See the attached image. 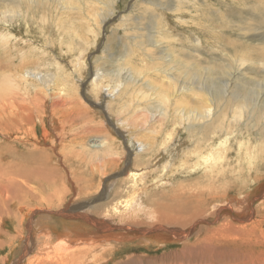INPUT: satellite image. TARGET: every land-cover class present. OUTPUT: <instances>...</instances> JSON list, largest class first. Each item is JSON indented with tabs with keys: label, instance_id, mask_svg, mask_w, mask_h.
<instances>
[{
	"label": "rangeland",
	"instance_id": "374dc122",
	"mask_svg": "<svg viewBox=\"0 0 264 264\" xmlns=\"http://www.w3.org/2000/svg\"><path fill=\"white\" fill-rule=\"evenodd\" d=\"M169 72L186 112L161 110ZM209 102L220 127L189 128ZM263 182L264 0H0V264H264ZM92 215L126 239L58 260L65 226L105 234Z\"/></svg>",
	"mask_w": 264,
	"mask_h": 264
},
{
	"label": "bare ground",
	"instance_id": "6f19581e",
	"mask_svg": "<svg viewBox=\"0 0 264 264\" xmlns=\"http://www.w3.org/2000/svg\"><path fill=\"white\" fill-rule=\"evenodd\" d=\"M160 22V21H159ZM161 25V24H160ZM156 39V38H155ZM82 55V54H81ZM81 57V56H80ZM169 61V60H168ZM169 64V63H168ZM96 69H98V68H96ZM94 70V69H93ZM100 70V69H99ZM159 71H160V69H159ZM161 71H163V70H161ZM167 71V70H166ZM165 72V71H164ZM24 73H26V72H24L23 70H21L20 72H17V74L20 76V78L22 77V75L24 74ZM101 73V72H100ZM100 73H98V71H95L94 72V75H93V77H92V79H91V81L92 82H96V80H98V77H101V74ZM160 73V72H159ZM27 74V73H26ZM163 74V73H162ZM36 75V74H35ZM34 75V76H35ZM28 76H29V72H28ZM165 77V76H164ZM40 78V77H39ZM104 78V77H103ZM166 78V77H165ZM101 79V78H100ZM20 80V79H19ZM160 80V79H159ZM99 81V80H98ZM97 81V82H98ZM160 82H162L163 84H161V85H163L164 87H166L167 88V90L163 87V86H161L160 88H161V90H159L160 88H159V86H158V88H156L157 89V91H159V94L161 95V98L159 97L158 98V101H160V102H162L163 104H164V108H162L161 110L164 112L163 114H166L167 113V110L168 109H173V110H181V106L183 105V111H185V106H184V104L190 99H188L187 97H186V95H188V91H192V84L190 83V84H187L186 82H184V84L183 85H181V86H179L178 85V87H177V83H176V80L175 79H173L172 78V73L171 72H169L168 74H167V78L165 79V81H163V79L162 80H160ZM159 82V83H160ZM150 83V82H149ZM158 83V84H159ZM202 83V82H201ZM225 85H230L229 84V81L228 80H226L225 82ZM98 84V83H97ZM154 84H156V83H154ZM119 85V84H118ZM97 86V85H96ZM148 86H149V84H148ZM153 86V85H152ZM225 87V86H224ZM152 88V87H151ZM228 89V88H227ZM199 90H201V91H206L204 88L202 89H200L199 88ZM109 91V90H108ZM109 93V95L111 96L112 95V93H111V90L109 91V92H107V94ZM158 94V93H157ZM181 94V95H180ZM153 95V94H152ZM152 95H151V97H152ZM180 95V96H179ZM156 96V95H155ZM208 96V95H207ZM149 97V96H148ZM176 97H179V100H178V102H177V100H176ZM211 98H212V96H211ZM222 98H225L224 97V94H223V96H222ZM222 98L221 99H219L218 100V102L219 101H221L222 100ZM150 100H152L153 99V97L152 98H149ZM156 98H154V100H155ZM176 100V101H175ZM197 100V99H196ZM213 100L211 99V102H212ZM203 102H205V101H203ZM244 104H247V103H245V102H243ZM218 104V103H217ZM177 106L178 107H180V108H177ZM212 106V104L209 102V103H204L201 107H195V108H197V109H199V111H192V110H190V113H187L186 115L187 116H189V117H191L194 121H195V124L193 123V124H189L188 125V127L190 128V127H192V126H194V125H196L197 127H200L201 128V132H203L204 133V126L206 125V124H210V126H212V127H216V128H218V127H220V125H221V120L220 119H215V113H214V110H213V107H211ZM160 107V106H159ZM219 107V106H218ZM188 109H191V108H188ZM187 109V110H188ZM220 109V108H219ZM218 109V110H219ZM182 111V112H183ZM189 111V110H188ZM192 111V112H191ZM159 112V111H158ZM180 112V111H179ZM186 112V111H185ZM161 113V112H160ZM181 113V112H180ZM218 113V112H217ZM183 114H185V113H182V115ZM161 116V115H160ZM166 116V115H165ZM220 117V116H219ZM120 121V120H119ZM118 121V122H119ZM122 123V122H121ZM129 130V129H128ZM123 131V130H122ZM127 131V130H126ZM132 132V131H131ZM206 132V131H205ZM204 135V134H203ZM127 138V137H126ZM137 142V141H136ZM138 144H139V146H141V149L140 150H142V148L145 146V144L144 143H142L141 141H138L137 142ZM138 147V146H137ZM103 149V148H102ZM106 149H108V148H106ZM108 150H110V149H108ZM139 150V151H140ZM134 152H136V150L134 151ZM138 156H139V154H138ZM133 160V159H132ZM135 160V159H134ZM130 172V171H129ZM142 172V171H141ZM140 172V173H141ZM127 173V172H126ZM143 173V172H142ZM141 173V174H142ZM130 174L132 175V176H135L137 173H134V172H130ZM127 175H129V173H127ZM141 176V175H140ZM163 177V176H162ZM264 183V182H263ZM110 184V183H109ZM261 187V186H260ZM261 190H263V193H261L262 195H264V186H263V188L261 189ZM241 194V193H240ZM261 194L259 195V196H261ZM106 196V195H105ZM235 196V195H234ZM8 198V197H7ZM229 198V197H228ZM260 198V197H259ZM90 199V198H89ZM253 199H256V197L254 196L253 198H251V188H248L247 190H245L244 192H242V194L240 195V197H234V199H232L231 201H233V203L235 204V205H237V213H240V214H236L237 216H239V217H243V219H245L248 215H249V213H250V210H251V206L253 205ZM260 199H263V198H260ZM259 200V199H258ZM257 200V201H258ZM82 201V200H81ZM221 201V200H220ZM83 202V201H82ZM221 202H223V201H221ZM221 202H220V204H221ZM262 202V201H261ZM224 203V202H223ZM222 203V204H223ZM228 203H230V202H228ZM84 204H85V201H84ZM115 204V203H114ZM215 204H217V203H215ZM221 204V205H222ZM257 204H259V202L257 203ZM95 205V204H94ZM98 206V205H97ZM96 206V207H97ZM117 206V205H116ZM214 206H216V205H214ZM119 207V206H118ZM217 207V206H216ZM219 208L220 207H222V206H218ZM233 207L235 208V206L233 205ZM224 208V207H223ZM93 209H95V207L94 208H92L91 210H93ZM117 207H113V210L115 211V213H116V211H117ZM221 210V209H220ZM79 211V210H78ZM90 211V210H89ZM111 211V210H110ZM37 212H42L38 217H36L35 219H34V221L32 222V220L31 221H27V225H26V228H27V232L29 233V231H31V226H33L34 228V231L36 232V233H38V235H39V237H43L42 238V240L45 238V240L46 241H48L50 238H51V235L49 236V234L48 233H51V229H52V226L54 225V226H56L57 225V220H55L54 218H53V216L52 215H55L56 216V214H54V213H47L48 211H37ZM58 212V214H59V211H57ZM68 212H70V211H67L66 212V210L65 209H62V212L60 213V215L61 216H65V217H68L69 216V214H68ZM91 212V211H90ZM217 212V211H216ZM252 212V211H251ZM180 214V213H179ZM195 214L197 215V212H195ZM76 215V214H75ZM104 215V214H103ZM106 215H108V214H106ZM165 215V214H164ZM193 215V214H192ZM251 215V214H250ZM77 216V215H76ZM93 216V215H92ZM239 217H237V218H239ZM97 218H99V217H95V216H93V218H90V219H88L89 221L90 220H93V219H95V220H97ZM174 219H176L177 221H181V220H178L177 218H175V217H173ZM103 222H99V223H97V222H95V223H97V224H100L101 225V227H102V230H106L105 231V234L104 233H100V234H90V236H88V235H85V234H82V233H79V232H75V231H73V230H69V228L68 227H64V229H63V231L60 233V235H58L59 236V238H57V240H56V242L54 243V245H55V252H56V255L57 256H59L58 257V260H61V259H63V258H73V260H76V259H80V258H84L83 257V255L87 252V250L88 249H90V247H92V251H94V249H98L99 247L98 246H96V242L98 241V240H100L99 242L101 243V245H106V244H108L109 245V243H111V242H109V241H121V240H125L126 238H124V236H123V234L122 233H119V232H115L114 231V228H113V223H112V220L110 219V218H108V217H101L100 218ZM185 220V217L184 218H182V221H184ZM192 220V219H191ZM109 221V223H107ZM92 223V222H91ZM175 223H177V222H175ZM242 223H243V221H242ZM241 223V224H242ZM195 224V223H194ZM109 225V226H108ZM110 225H112V226H110ZM179 225V224H178ZM99 226V225H98ZM116 226V225H115ZM159 226V225H158ZM153 227H155V226H153ZM161 228H162V226H160ZM156 228H158V227H156ZM93 229V228H92ZM95 229V228H94ZM101 229V228H100ZM169 229V228H168ZM107 230H108V233H106L107 232ZM95 231V230H94ZM186 231V230H185ZM34 232V233H35ZM177 232V231H176ZM27 233V236H26V240H24V242L22 243V253H25V252H28L31 248L32 249H34V247H33V243H32V241H31V238L32 237H30V235ZM172 233V232H171ZM179 234H180V232H179ZM56 236V235H55ZM180 237H184L183 235L182 236H180ZM52 239H54V238H52ZM134 241H135V239L134 238H132ZM177 239H179V238H177ZM45 240H43L44 242H45ZM131 240V239H130ZM148 240V238H144V237H139L138 236V238H136V241H138V242H141V241H147ZM149 241V240H148ZM151 241H155V240H152L151 239ZM109 242V243H108ZM127 242V241H126ZM113 243H115V242H112V244ZM116 244V243H115ZM81 246H84L83 248H84V250H78V248H81L82 249V247ZM43 247H48V243L46 242L45 244H44V246ZM37 248H39V250L38 251H40V247H37ZM43 249V248H42ZM76 250V252H74ZM91 251V252H92ZM97 252V251H96ZM21 253V252H20ZM61 254L62 255H64V256H61ZM76 254H78V256H76ZM88 255V254H87ZM20 256V255H19ZM17 257L13 262H12V264H19V261L22 259V257L20 256V257ZM60 256L61 257H63V258H60ZM25 257V256H24ZM41 257V256H40ZM88 257L90 258L91 257V255H88ZM88 257H86L85 259H88ZM94 258V257H93ZM57 260V259H56ZM204 261V260H203ZM45 263H47L48 261L47 260H45L44 261ZM263 262H264V260H263ZM34 263V260H30V264H33ZM55 264H58L56 261H55Z\"/></svg>",
	"mask_w": 264,
	"mask_h": 264
},
{
	"label": "water",
	"instance_id": "95a60500",
	"mask_svg": "<svg viewBox=\"0 0 264 264\" xmlns=\"http://www.w3.org/2000/svg\"><path fill=\"white\" fill-rule=\"evenodd\" d=\"M124 170H122L121 172H123ZM88 203V202H87ZM86 203V204H87ZM85 204V205H86ZM79 205H81V203L79 202V203H76L75 205H69L65 210H69V211H72V210H81V208H80V206ZM95 220V219H94ZM98 220H95V222H97ZM98 222H100V221H98ZM103 222V221H102ZM107 223H109V221L107 222ZM139 231V233L140 234H142L143 235V237H146V238H148V237H150L151 235H152V232H155V230H157V231H159V230H167V231H170V230H168V229H164V228H156V227H152V228H141V229H138ZM141 231H143V232H141ZM172 234H175L174 232H172Z\"/></svg>",
	"mask_w": 264,
	"mask_h": 264
}]
</instances>
